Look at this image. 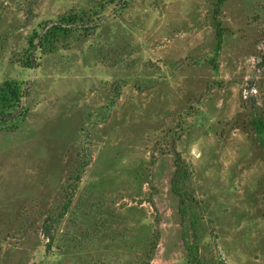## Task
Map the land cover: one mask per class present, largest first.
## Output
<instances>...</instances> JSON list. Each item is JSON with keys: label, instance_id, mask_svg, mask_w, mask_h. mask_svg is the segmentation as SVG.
I'll list each match as a JSON object with an SVG mask.
<instances>
[{"label": "rangeland", "instance_id": "1", "mask_svg": "<svg viewBox=\"0 0 264 264\" xmlns=\"http://www.w3.org/2000/svg\"><path fill=\"white\" fill-rule=\"evenodd\" d=\"M215 4L0 0V87L26 88L0 129V264H264V0L224 2L216 70ZM67 15L93 30L23 67Z\"/></svg>", "mask_w": 264, "mask_h": 264}, {"label": "trees", "instance_id": "2", "mask_svg": "<svg viewBox=\"0 0 264 264\" xmlns=\"http://www.w3.org/2000/svg\"><path fill=\"white\" fill-rule=\"evenodd\" d=\"M226 0H216L214 8V26L216 30V45L212 59L209 63L214 70L217 69L215 64V58L217 57L221 48V32L223 29L220 26V22L217 19L218 12ZM123 6L120 7L122 9ZM81 21L76 15H67L61 17L56 22H45L41 28L40 33L33 31L32 35L28 39L27 54L21 61L23 67L27 69L35 68V52H40L41 55L51 53L54 49L55 43H57L60 37H66L69 33L77 29H83V32H89L93 30V26H83L84 24H78ZM26 88L25 83L17 80H7L0 87V129L11 130L15 129L18 123L23 119L25 110H23L21 104L22 99L25 97ZM21 110V111H20ZM253 127L256 133L264 138V122L260 118H255L253 121ZM176 171L172 178V190L174 194L181 198L182 194L178 190V185L181 181H184L186 177V171L183 169L181 159L179 156L175 159ZM183 170V173H181ZM80 174L75 176V180L79 181Z\"/></svg>", "mask_w": 264, "mask_h": 264}]
</instances>
